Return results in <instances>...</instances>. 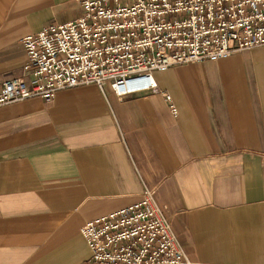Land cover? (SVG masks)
Masks as SVG:
<instances>
[{
	"label": "crops",
	"instance_id": "1",
	"mask_svg": "<svg viewBox=\"0 0 264 264\" xmlns=\"http://www.w3.org/2000/svg\"><path fill=\"white\" fill-rule=\"evenodd\" d=\"M81 14L0 0V86L34 82L24 38ZM153 78L158 91L122 98L89 85L0 106V264L85 263L84 224L144 186L192 264H264V46Z\"/></svg>",
	"mask_w": 264,
	"mask_h": 264
},
{
	"label": "built area",
	"instance_id": "2",
	"mask_svg": "<svg viewBox=\"0 0 264 264\" xmlns=\"http://www.w3.org/2000/svg\"><path fill=\"white\" fill-rule=\"evenodd\" d=\"M81 16L22 40L34 77L5 79L0 106L58 91L108 86L122 98L158 91L153 73L216 62L264 46V0H76ZM159 93L177 115L171 96ZM90 251L83 264H192L155 198L88 221L80 230Z\"/></svg>",
	"mask_w": 264,
	"mask_h": 264
}]
</instances>
